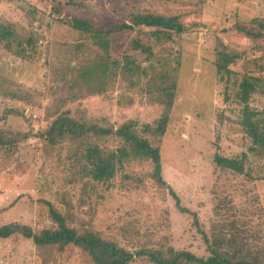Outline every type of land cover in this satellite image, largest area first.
<instances>
[{
	"label": "rangeland",
	"instance_id": "374dc122",
	"mask_svg": "<svg viewBox=\"0 0 264 264\" xmlns=\"http://www.w3.org/2000/svg\"><path fill=\"white\" fill-rule=\"evenodd\" d=\"M138 9L181 12L189 26L179 45V88L161 139L166 182L181 206L199 216L209 236L213 224L233 214L235 207L239 222H246L259 237L256 247L264 246V183L256 188L213 161L216 154L233 157L246 150L239 89L232 73L224 80L217 74L215 35L233 48V25L264 15V0H0V30L10 27L13 32L8 40L0 35V226L18 223L35 232L52 227V205L78 232L92 230L130 252L173 247L209 255L193 217L176 208L167 188L148 178V162L133 161L111 182H96L85 170L86 161L75 159L77 144L65 140L51 145L41 137L66 111L79 122L102 127L132 121L139 130L157 122L164 108L143 84H134L135 77L122 80L91 71L87 82L83 76L86 66L122 62L123 54L137 61L144 56L133 53L123 39L113 43L108 58L93 40L58 20L79 17L93 21L96 28H111L128 22V14ZM257 97L251 100L252 108L264 110V98ZM90 142L105 151L119 146L109 139ZM254 175H263L262 169H254ZM0 264L92 261L75 246L40 252L32 240L19 235L0 241ZM133 264L152 263L138 258Z\"/></svg>",
	"mask_w": 264,
	"mask_h": 264
},
{
	"label": "trees",
	"instance_id": "16d2710c",
	"mask_svg": "<svg viewBox=\"0 0 264 264\" xmlns=\"http://www.w3.org/2000/svg\"><path fill=\"white\" fill-rule=\"evenodd\" d=\"M198 15L202 14L197 13L196 16ZM128 17V22L101 29L96 28L93 21L84 18L62 17L58 20L82 37L93 40L108 58L114 48L113 43H120L123 39L133 53L144 56L137 61L133 55L123 54L122 62L102 61L99 67L93 66L92 69L86 66L83 76L87 82L90 81L87 76L92 72L100 73L102 77L110 74L122 80L135 77L131 78L136 79L134 84H143L147 94L155 96V102L163 106L164 112L154 125L147 124L139 130L157 139L159 144L153 145L150 140L142 137L135 122L129 121L118 128L102 127L77 121L72 117L71 111L60 114L41 137L51 145L65 140L77 144L74 157L86 161L85 170L96 182H111L118 172L124 170L125 165L133 161L148 162L151 165L148 178L158 186L167 188L175 200L176 208L193 217L209 255L199 257L190 251L176 250L173 247L154 250L141 248L130 252L92 230L78 232L52 205V227L35 232L26 225L6 224L0 226V241L21 235L32 240L36 249L43 253L63 252L67 247L75 246L90 257L92 264H133L138 258H145L152 264H264V246L256 247L259 237L250 232L246 222H239L235 207L233 214L222 217L213 224L209 236L201 229L199 216L181 206L179 196L163 176L161 139L167 134L170 111L179 88L182 59L178 52L181 51V38L189 31L186 16L181 12L167 14L138 9L129 13ZM9 28L0 30L2 39L8 40L13 35ZM230 29L222 30L224 32L220 34L230 32ZM232 29L233 48L218 33L215 35L214 65L221 80L232 73L234 85L238 86L236 98L242 107L240 124L243 127L246 150L233 157L216 154L213 161L221 170L243 177L247 183L258 188L260 183H264V110L252 108L251 100L255 96L261 101L264 98V16L254 17L249 22L236 21ZM242 38L246 39L245 44H241ZM175 46L179 50L177 48L174 51ZM91 139L114 140L119 142V146L115 150L105 151L97 143L92 144ZM2 140L3 132L0 130V145ZM254 169H262L263 175L255 176Z\"/></svg>",
	"mask_w": 264,
	"mask_h": 264
},
{
	"label": "crops",
	"instance_id": "0c3cea01",
	"mask_svg": "<svg viewBox=\"0 0 264 264\" xmlns=\"http://www.w3.org/2000/svg\"><path fill=\"white\" fill-rule=\"evenodd\" d=\"M261 16H264V15H261Z\"/></svg>",
	"mask_w": 264,
	"mask_h": 264
}]
</instances>
